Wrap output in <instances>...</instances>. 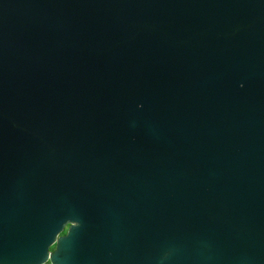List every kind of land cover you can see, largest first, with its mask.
Listing matches in <instances>:
<instances>
[{"label": "water", "instance_id": "95a60500", "mask_svg": "<svg viewBox=\"0 0 264 264\" xmlns=\"http://www.w3.org/2000/svg\"><path fill=\"white\" fill-rule=\"evenodd\" d=\"M47 262L264 264V0H0V264Z\"/></svg>", "mask_w": 264, "mask_h": 264}, {"label": "trees", "instance_id": "16d2710c", "mask_svg": "<svg viewBox=\"0 0 264 264\" xmlns=\"http://www.w3.org/2000/svg\"><path fill=\"white\" fill-rule=\"evenodd\" d=\"M45 264H50L49 262L45 263Z\"/></svg>", "mask_w": 264, "mask_h": 264}, {"label": "flooded vegetation", "instance_id": "af4514ba", "mask_svg": "<svg viewBox=\"0 0 264 264\" xmlns=\"http://www.w3.org/2000/svg\"><path fill=\"white\" fill-rule=\"evenodd\" d=\"M65 233V232H64Z\"/></svg>", "mask_w": 264, "mask_h": 264}]
</instances>
